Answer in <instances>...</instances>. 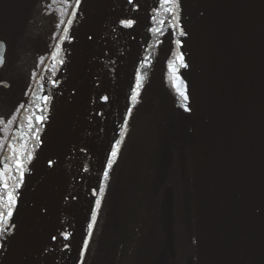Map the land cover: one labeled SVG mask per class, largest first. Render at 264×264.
I'll return each mask as SVG.
<instances>
[{
    "label": "water",
    "instance_id": "obj_1",
    "mask_svg": "<svg viewBox=\"0 0 264 264\" xmlns=\"http://www.w3.org/2000/svg\"><path fill=\"white\" fill-rule=\"evenodd\" d=\"M154 1L99 0L94 7V0H79L58 50L82 23L81 36L50 137L0 231V264H9L18 235L33 225L45 230L50 210L47 262L76 263ZM180 1V48L186 21L190 40L198 264H264V0ZM164 135L154 148L151 187L169 164ZM160 216L171 248L170 187ZM121 260L120 250L116 264Z\"/></svg>",
    "mask_w": 264,
    "mask_h": 264
},
{
    "label": "flooded vegetation",
    "instance_id": "obj_2",
    "mask_svg": "<svg viewBox=\"0 0 264 264\" xmlns=\"http://www.w3.org/2000/svg\"><path fill=\"white\" fill-rule=\"evenodd\" d=\"M173 3L169 8H175V12L171 11L169 16L177 17V24L171 25L172 32L164 47L161 41L168 24L160 27L151 23L153 11L146 18L75 264L85 263L89 247L92 264H99L102 257L103 264H116L120 250V264H198L189 28L186 21L180 48L181 1ZM77 4V0H0V173H5L0 187L4 181L9 186L10 178L17 174V160L23 162L22 171L29 166L33 173L32 164L39 159L34 157V150L44 141L40 147L43 151L50 137L82 23L60 50L57 45ZM20 52L32 66L33 80L20 96L22 107L18 109L13 104L18 96L13 79L18 72L8 69L7 64ZM54 52H58L55 59ZM181 56L182 61L177 59ZM133 92L135 100L131 99ZM45 96L47 101L43 99ZM41 116L44 119L38 123L36 117ZM2 125L10 127L5 136H2ZM163 130L169 164L163 181L151 187L155 175L154 148ZM141 144L145 146L139 151ZM113 146L117 149L115 157L111 156ZM111 158L113 164L107 166ZM106 167L107 177L104 176ZM102 175L103 191H100ZM168 187L171 188V248L166 243L160 216L164 190ZM104 214H107L105 222Z\"/></svg>",
    "mask_w": 264,
    "mask_h": 264
},
{
    "label": "rangeland",
    "instance_id": "obj_3",
    "mask_svg": "<svg viewBox=\"0 0 264 264\" xmlns=\"http://www.w3.org/2000/svg\"><path fill=\"white\" fill-rule=\"evenodd\" d=\"M173 2H175V0H172V2H170V3H172V6H174ZM172 12H175V8L173 9ZM169 19H170V22L167 25L168 27L164 31V36H162V41H161L162 47H164L165 44L168 43V40H169L171 32H172L171 25L173 27L175 24H177V17H173V16L171 17L170 16V18H168V20ZM160 50H161V48H160ZM12 137H13V135L10 138H12ZM31 137H33V136L31 135ZM43 143H44V141H42V143L39 145V147L36 150H34V153H33L34 157H40V155L42 153L41 148L44 145ZM142 145L143 144H141V148L139 149V151L143 150ZM143 146H145V145H143ZM26 152H27V158H28L29 157V154H28L29 148L26 149ZM111 160H112L111 164H113V159L111 158ZM36 163H37V161H34L32 164V166L34 168L36 166ZM108 165L109 164L107 162V166ZM34 168H33L32 172L34 171ZM106 168L108 171V167H106ZM31 169L32 168L30 167V169H29V166H28V168H26V170H23L22 171L23 175H24V177H23V176H21L20 169L17 168V174H15L13 176L14 178H12V186H11L10 191H13L14 195L18 194L14 206H16L20 201V198L23 194L24 186L29 181V179L31 177V175H30V174H32V173H30ZM129 175H132V174H129ZM102 180H103V175H102L101 181H99V185L100 184L102 185V183H103ZM16 185H19V186L16 187ZM107 200H109V199H107ZM51 211L52 210L45 212L46 214L44 216L46 219H45L44 225H43L45 227L44 231H40L41 229H38L36 225H33L32 227L28 228L26 231H24L23 233L18 235L17 239L15 240L11 254H10L9 264H48V262H47V256L48 255H46L47 253L43 250V248H44L43 245H45V243H46V238H49L50 234H51L52 225L48 226V220H49ZM106 216H107V214L103 215V221L104 222L106 221ZM100 219H102V213L100 214ZM87 237H89L88 234H86V238ZM88 250H89V252H88L87 257L85 258L84 264H89L91 261V258H92L91 257L92 253H91L90 247Z\"/></svg>",
    "mask_w": 264,
    "mask_h": 264
},
{
    "label": "trees",
    "instance_id": "obj_4",
    "mask_svg": "<svg viewBox=\"0 0 264 264\" xmlns=\"http://www.w3.org/2000/svg\"><path fill=\"white\" fill-rule=\"evenodd\" d=\"M169 3H164L163 0H155L153 5L150 8V11H153L151 16L153 17V20L151 23H156L157 26H166L170 22V13L166 9H169ZM162 22V23H161ZM29 37V36H28ZM23 57V58H22ZM26 56L24 55L23 52H20L17 58L11 59L10 63L8 65V69H16V72H18V75L13 79V89L16 90L17 92V101H14L13 104L17 106L18 109H21V95L31 86L32 84V73H31V65H28L26 62ZM3 128V135L5 136L6 134V129L9 133L10 127H5L2 125ZM15 130V128H14ZM13 130V132H14ZM12 132V133H13ZM4 146V144H3ZM9 191L8 188L4 189V187H0V193H5ZM7 200L4 199L3 203H0V212L4 213L5 215L7 214ZM106 210L107 204L104 203L103 206ZM13 211V210H12ZM3 220L0 219V229L3 227ZM89 264H92L91 261Z\"/></svg>",
    "mask_w": 264,
    "mask_h": 264
},
{
    "label": "snow or ice",
    "instance_id": "obj_5",
    "mask_svg": "<svg viewBox=\"0 0 264 264\" xmlns=\"http://www.w3.org/2000/svg\"><path fill=\"white\" fill-rule=\"evenodd\" d=\"M78 2H79V0H77V3H78ZM163 2H164V3H169V2H172V0H163ZM166 10L169 11V12L173 11V9H171V8L166 9ZM70 23H71V21H69V24H70ZM132 23H133L132 21H127V22H126V26H131ZM161 23H162V22H161ZM153 30H154V31H158V29H153ZM64 32H65V33L68 32L67 27L64 29ZM60 39L63 40L64 37L62 36ZM57 48L59 49V45H57ZM56 55H58V52H54V53H53V59H55ZM177 59L182 61V60H183V57H182V56H181V57H177ZM0 62H2V59H0ZM170 66H171V65H170ZM138 82H139V78H138ZM180 95H181L185 100H187V96H186L183 92H180ZM43 99H44L45 101H47L48 97L45 96ZM131 99H132V100H135V99H136V93H135V92H133ZM29 119H31V117H29ZM43 119H44V117H42V116H41V117H36V120H37L38 123L41 122ZM29 127H31V125H29ZM116 143L119 144V141H116ZM116 155H117V149H116L115 146H113L112 151H111V156H112V157H115ZM30 158H31V153H29V159H30ZM111 163H112V160L110 159V160L108 161L109 166L111 165ZM16 167H17L18 169H21V176H22V175H23V172H22V169H23V162L20 161V160H17V161H16ZM6 171H7V169H6ZM4 175H5V173H0V180H2V178H3ZM107 175H108V171H107V169H105V171H104V176L107 177ZM18 186H19V185H16V187H18ZM3 187H4V189H7V188H8V184H7L6 181L3 182ZM100 191H103V186H102V185H101ZM4 199H6V200L8 201L7 214L5 215L4 213L0 212V219H2L4 223H8V219H9V218L11 217V215H12V207H13V205H14V203H15L14 192H13V191H7V192H6V195H5V193H0V203H3ZM99 204H100V200L98 199V200L96 201V205H97V207L99 206ZM95 216H96V213H95V210H93V213H92V219H93V220H95ZM91 228H92V224L90 223V224H89V229H91Z\"/></svg>",
    "mask_w": 264,
    "mask_h": 264
},
{
    "label": "bare ground",
    "instance_id": "obj_6",
    "mask_svg": "<svg viewBox=\"0 0 264 264\" xmlns=\"http://www.w3.org/2000/svg\"><path fill=\"white\" fill-rule=\"evenodd\" d=\"M99 0H94V7L96 6V4L98 3ZM99 264H103V257L101 258V261L99 262Z\"/></svg>",
    "mask_w": 264,
    "mask_h": 264
}]
</instances>
